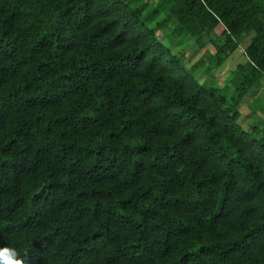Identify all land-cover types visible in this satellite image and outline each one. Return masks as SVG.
<instances>
[{"label":"trees","instance_id":"1","mask_svg":"<svg viewBox=\"0 0 264 264\" xmlns=\"http://www.w3.org/2000/svg\"><path fill=\"white\" fill-rule=\"evenodd\" d=\"M251 32L231 88L171 51L220 67ZM263 79L264 0H0V246L264 264V121L240 112Z\"/></svg>","mask_w":264,"mask_h":264},{"label":"rangeland","instance_id":"2","mask_svg":"<svg viewBox=\"0 0 264 264\" xmlns=\"http://www.w3.org/2000/svg\"><path fill=\"white\" fill-rule=\"evenodd\" d=\"M253 32H251L248 36L241 37L239 39L238 48L229 56L224 64L220 67H215L210 65L208 58L206 56V51L214 52L211 44H206L204 47L196 46L194 43V38L191 37H181L179 38L175 44L171 47L172 53L179 54L181 59H184L187 62V65H193L197 60L203 57L204 62L200 65H196L191 69V73L199 80L201 84H204L205 87L217 86L224 88L223 86H227L231 88V83L229 82V74L230 71L234 69L238 62L243 60L244 57V49L248 45ZM264 86V79L261 81V84L250 91L244 98L243 104L241 105V114L243 117L244 113L254 114L256 121L260 122L264 121V104L260 99L262 87ZM253 120L252 118L250 121Z\"/></svg>","mask_w":264,"mask_h":264},{"label":"clouds","instance_id":"3","mask_svg":"<svg viewBox=\"0 0 264 264\" xmlns=\"http://www.w3.org/2000/svg\"><path fill=\"white\" fill-rule=\"evenodd\" d=\"M27 252L21 254L18 248L4 244L0 246V264H26Z\"/></svg>","mask_w":264,"mask_h":264}]
</instances>
